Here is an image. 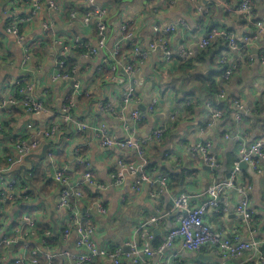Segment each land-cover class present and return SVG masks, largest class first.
<instances>
[{
	"label": "clouds",
	"instance_id": "obj_1",
	"mask_svg": "<svg viewBox=\"0 0 264 264\" xmlns=\"http://www.w3.org/2000/svg\"><path fill=\"white\" fill-rule=\"evenodd\" d=\"M0 264H264V0H0Z\"/></svg>",
	"mask_w": 264,
	"mask_h": 264
}]
</instances>
